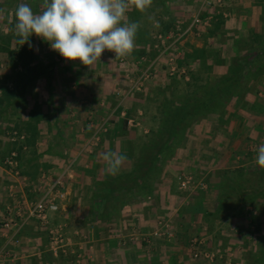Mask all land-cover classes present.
I'll return each mask as SVG.
<instances>
[{"label": "crops", "instance_id": "crops-1", "mask_svg": "<svg viewBox=\"0 0 264 264\" xmlns=\"http://www.w3.org/2000/svg\"><path fill=\"white\" fill-rule=\"evenodd\" d=\"M199 1L201 11L208 4ZM225 2L221 10L226 29L215 37L206 36V49L222 50V45L224 51L239 42L261 14L253 0ZM21 3L39 13L42 0H0L4 10L0 16V250L11 254L9 264H264V229L257 231L259 223L264 225L258 218L264 216H255L249 207L218 212V179L210 176L233 168L241 156L254 160L264 143V79L253 91H259L258 97L255 93L243 102L234 99L225 116L211 115L193 125L188 141L192 140L189 146L195 143V150H177L170 161H147L138 173L140 163L135 161L143 150H131L129 143L131 134H148L152 129L144 127L150 82L140 91L124 87L128 82L122 73L114 72L116 77L112 73L121 66L112 53L101 55L105 61L100 58L84 66L78 60H65L35 34L21 46L14 33V12ZM192 23L182 28L191 29L182 41L194 32L201 37ZM155 39L153 33L150 43ZM142 42L136 37L137 51L127 56L135 64L150 56L140 51ZM232 49L236 53L225 57L228 62L242 56L238 48ZM20 51L25 61L19 59ZM214 60L211 56L203 62L213 67L214 74L228 71L220 70ZM136 68L138 76L142 71L137 64ZM10 75L16 78L8 82ZM65 90L71 96L65 98ZM118 90L123 98L115 96ZM6 91L14 95L6 96ZM255 100L261 115L248 110ZM240 106L247 108L239 116L235 110ZM74 109L84 115L71 114ZM125 120L134 121L135 127L124 130ZM81 125L82 137L90 138L87 150H66L64 130L70 137L68 129L79 130ZM105 126L108 133H102L103 140L91 150V139ZM208 137L211 142L226 138L228 143L211 144L208 150L200 142H208ZM108 151L126 157L115 175L106 171L102 159ZM13 154L16 165L5 164ZM185 174L204 183V189L183 190L179 178ZM58 179L64 198L48 212L49 224L42 225L29 215L30 207ZM8 210L15 215L14 229L2 226ZM54 228L63 230L65 243L60 246L51 240L49 231Z\"/></svg>", "mask_w": 264, "mask_h": 264}, {"label": "trees", "instance_id": "trees-1", "mask_svg": "<svg viewBox=\"0 0 264 264\" xmlns=\"http://www.w3.org/2000/svg\"><path fill=\"white\" fill-rule=\"evenodd\" d=\"M210 8H206V11L202 13L201 18L203 20L211 15L210 13H213V10H209ZM263 8L264 6H262ZM215 11L213 13L214 20L210 22L208 28L204 24L194 25L193 28L200 31L204 27L206 28V36H217L216 32L223 30L222 27L226 24V19L221 12ZM259 21L260 29L257 25ZM163 22L166 23L156 28L155 33L167 35L170 31L176 30L175 21ZM257 23L251 29L247 28L246 33L250 39L248 43H252L250 51L254 50L255 52L232 58L227 73L223 75L214 74L213 68L207 64L211 70L208 71L205 79H199L198 76L202 75L201 72H189L190 80L185 83V87L189 88L190 92L171 93L170 90L175 87V84H171L173 81L160 86L162 91L160 90L161 92L155 98L156 100L161 99L157 113L153 118L155 125L150 131L149 141L143 147L144 152L147 153H145L146 158H142L138 162L140 163L138 173H142L141 168L147 161L154 164L161 160H172L181 145L188 141L189 131L194 124H198L211 115L221 116L225 114L226 107L234 99L243 102L244 97H247L251 91L252 82L264 77V12L259 15ZM159 43L156 39L154 43H150L151 55L155 53L153 49ZM242 51H244V48ZM21 52L23 53V51ZM194 53L196 55H194V59L200 57L203 60L209 59L207 51L204 49L195 50ZM21 54H19V59L25 61L22 58L24 54ZM184 58L186 59V55ZM183 64L186 63L181 62L180 66ZM254 93H256L255 97H258L259 91ZM5 95L10 96L14 93L6 91ZM219 174L217 185L218 212L236 213L250 206L259 209V206H261L259 200L263 199L264 201V169L256 164L252 168L239 166L222 169ZM210 176L215 175L210 174ZM254 181L258 183V186H252ZM262 210H264L263 203ZM261 214L264 216V213L261 212ZM263 226L259 223L257 231L262 232ZM262 243L264 244V240Z\"/></svg>", "mask_w": 264, "mask_h": 264}, {"label": "rangeland", "instance_id": "rangeland-1", "mask_svg": "<svg viewBox=\"0 0 264 264\" xmlns=\"http://www.w3.org/2000/svg\"><path fill=\"white\" fill-rule=\"evenodd\" d=\"M163 1H166V2L164 3ZM196 1H198L199 3H197ZM253 1H254V3L258 4L261 7V13L263 14L264 8L262 9V6H264V0H253ZM205 4H208V5H206V7L203 6L201 8V11H198V9L201 5L199 0H153L152 5L145 12L137 11L134 7L130 8V10L126 14V19L128 21L138 22L140 24V27H139L138 32H137V37L140 39H143L142 43H145V44H142V47L140 46L139 48H140L141 52L143 51V52H146L149 54L150 53V45H151L149 39L152 38L153 33L155 35V38H157L158 35H162L159 33H155V31H156V28H159V26H161V25L163 26L166 23L163 21L172 20V21H175V24L177 25V27L180 26V28H184L186 24H190L191 22H193V20L196 16H200V18H201L202 13H204L206 11V8H209V7H211L209 10H213V13H214V10H216L217 12L218 11L221 12L223 17L226 19V17L224 16L225 15L224 11L221 10V7L225 6V4H226L225 0H206ZM216 4H218V5H216ZM244 6H245L246 10H247V8H249V6H246L245 3H244ZM213 13H210L211 15L207 16L205 19V20H209V26H210V22H212L214 20ZM226 14H228V13H226ZM135 15H136V18H135ZM155 22L158 23V26H157V24L155 25ZM250 25L251 24H249V27H247L248 29L252 28L251 27L252 25L251 26ZM207 26H205V27L208 28ZM258 27L260 29V21L258 23ZM206 28L203 27V29L200 30L201 37L196 36L198 34L197 32H194V34L191 33V35H189L184 41H182V40H181L182 42L180 41L183 48L179 43L180 46L178 45L177 50L167 51L163 55H162V49H163L162 43H159L158 44L159 47H156V48L154 47V49H153V52H155V53L152 55H154V56H152L151 54H150L151 57L150 56L149 57L144 56L141 58V61H140L141 63L140 62L136 63L139 66L140 72L142 71L141 74H139L138 76L135 75V72H136V70H138V68H136V64L133 63L134 62L133 59H131V58L129 59V57H127V56L126 57H116L118 59V60L117 59L116 60L121 64V66H119L117 69H114V71L111 70V72L113 71L112 73H113L114 77L118 76V75L115 76L114 72H117V73L121 72L122 73L123 77L128 82V84H126V85L124 83L122 84V85H125L124 87H126V88H132L133 80L139 78L148 69L147 67H150V77L144 83V85H145L147 82H150V97H147V99L148 98L150 99V104L147 105V106H149V110H148L149 112L147 113V116H146L147 121L144 124L145 125L144 127L147 128V130H149L148 128L153 127L155 125L153 118L155 116L154 114L157 113V109H158L160 101H161V99L156 100L155 98L158 96V93L162 91L160 86H159L160 84H161V86H163L162 84H166V83L168 84V83L173 81L171 84H175V87L170 90L171 93H174V94L181 93L182 94V93L190 92L189 88L185 87V83L190 80V74H189L190 71H192L193 73L201 72L202 75L198 76L199 79H202V78L205 79L206 76L208 75V71H210L211 68L204 64L203 59H201V57L197 58L198 60L194 59L195 50H198V49L206 50L208 57L211 58V56L213 55L215 57V60H214L215 64L217 63L219 65L218 68H220V70H222L224 68L225 71L228 70L230 65H231V60L228 62L225 57L234 52L232 48H234V50L236 48H238L241 51L242 55H245V56L247 54H250L251 52L252 53L255 52L254 50L250 51L252 48L251 47L252 43H244L245 40L242 41V39H246V38H247V40L250 41L248 36H242V39L239 40V42H236V43L232 44L231 46L228 45L226 47V49H224V51H223L222 45L221 46L219 45V47H221L222 50L206 49L207 48L206 45H203V42L206 41V38H207L206 34H205ZM222 28H223V30H219L218 32H216L217 35L218 34L220 35V34H222V32L225 31L226 24ZM246 33H247V31H246ZM167 35H163V36H167ZM238 35H240V34H238ZM203 36H204V38H202ZM208 38H210V37H208ZM172 41H173V39H171V38L169 39V37H168V39L165 41L166 45L170 44ZM243 44H245V45H243ZM143 47H146V48L142 49ZM243 48H244V51H242ZM134 49H136V46ZM134 51H137V49ZM104 53H107L108 55H111V53H112L111 56H113V58H115V54L113 52L105 50ZM234 53H236V51ZM185 55H186V59L184 58ZM172 58H174V59L171 60ZM101 60L105 61V59L102 57H101ZM147 62H149V63L147 65L143 66V64L147 63ZM181 62H185L186 64H183L182 66H180ZM172 63H174V64H172ZM197 63H198V66L196 65ZM174 65L176 66L178 72L175 74H172L171 68ZM155 70L158 71V74L155 73ZM225 73H227V72H225ZM225 73H222L220 75H223ZM75 77L78 78V76H75ZM13 78L15 79L16 77L14 75H10V77H6V80L9 82L10 79H13ZM188 78H189V80H188ZM263 79H264V77H260L257 81L252 82L251 91H250L249 95L255 94V93H253V91H255V89L259 87V83L262 82ZM96 81H98V79H96ZM156 82H157V84H156ZM115 90H116V88H115ZM120 91L121 90L116 91L115 96H117L119 98H123V92L120 94ZM68 96H71V95H70L69 91H66L64 94V97L66 98ZM74 98L75 97L73 96V99ZM246 99H248V96L244 97V100H246ZM258 101L259 100L253 101V109L250 106H248V110H250L252 113L254 112L253 113L254 115H261L260 113L257 112V111H259L260 108L255 105L256 102H258ZM240 108H241V110H235L236 115L240 116L241 115L240 111H242V110L244 111L247 107L244 108L243 106H240ZM261 108L264 109V106H262ZM59 110L62 111L61 109H59ZM225 111L226 112L228 111V107H226ZM17 113H18V111H17ZM60 114L62 115V112H60ZM71 114L84 115V113H82V111H77L75 109L72 110ZM223 116H225V115L223 114ZM125 121L127 122V120H125ZM127 123L123 124L124 130H128L127 127H131V128L135 127V126H131L129 124V122H127ZM82 127L83 126L81 125L79 130L76 129L75 126L73 127V129H68L70 137H68V134L64 130V136L65 137L63 139L65 142V146L67 147L66 150H77L76 148H78V150H87L86 145H88L87 142L90 138L84 139L82 137L83 136V132L81 129ZM108 130H109V127L105 126V128L104 127L102 128V131L100 132V134L98 133V134L93 136V138H95V136H97V137L94 141V144L90 147L91 150H92V148H94V146L98 145V142L101 141V138L103 140V136L101 134L102 133H104V134L108 133ZM84 134H86V133H84ZM99 135H101L102 137H99ZM131 135L132 136H130V137H132V139L130 140L131 142L129 143L130 144L129 148H131V150H137V151L143 150V147L145 146V144H147V142L150 139V131L148 134H145L144 131H140L139 134L133 133ZM17 137H18V134H17ZM98 137H99V140H97ZM72 138L74 139L73 142H72ZM225 139H221V141L212 140V142H211V139H209V137H208L206 139V140H208V142H206V143L205 142L203 143L200 140L199 141L203 145L206 146L204 148L211 150L212 149L211 144L224 143L225 145H227L228 142ZM191 141H185V143H183L181 145L179 150L180 149L186 150L190 147L191 148L193 147L192 150H195V143L193 144V146L192 145L189 146ZM110 144H112V143H109V146H110ZM196 145H198V144H196ZM66 147H64V148H66ZM198 147H202V146H198ZM244 149H246V148H244ZM213 150H215V149H213ZM145 153H147V152H144V150H143L142 154L137 153L138 156L136 157L135 162L138 163L142 158H146ZM255 164L256 163L254 162V160L252 158L249 159L248 156H241L239 159H236V162L233 164V166L234 167L240 166V167L252 168L255 166ZM214 174H215V177L218 179V182H219V175H220L219 172H214ZM190 176L193 177V180L196 184L197 182L195 181L196 180L195 177L193 175H190ZM252 186H254V187L258 186V183L256 181H254L252 183ZM259 203L261 204V206H259L260 210L254 208V207H251V206L248 209L249 211H252L253 214L256 213L255 216L261 215V212L264 213V210H262V203L264 204L263 199H260ZM245 210H247V208ZM258 219L261 220L262 222H264V218H262L261 216ZM50 236H51V234H50Z\"/></svg>", "mask_w": 264, "mask_h": 264}, {"label": "clouds", "instance_id": "clouds-1", "mask_svg": "<svg viewBox=\"0 0 264 264\" xmlns=\"http://www.w3.org/2000/svg\"><path fill=\"white\" fill-rule=\"evenodd\" d=\"M153 0H42L41 11L21 3L14 17V33L22 46L35 34L65 60L94 64L105 50L126 57L135 48L138 22L126 19L130 8L145 12ZM4 10L0 9V16ZM158 26V23H157ZM106 171L115 175L126 157L108 151L102 154ZM254 162L264 169V143L256 149Z\"/></svg>", "mask_w": 264, "mask_h": 264}, {"label": "built area", "instance_id": "built-area-1", "mask_svg": "<svg viewBox=\"0 0 264 264\" xmlns=\"http://www.w3.org/2000/svg\"><path fill=\"white\" fill-rule=\"evenodd\" d=\"M199 24H204L205 26L209 25V20H203L200 18V16H196L193 20L192 23V27L194 25H199ZM189 30H184L182 28H180V26H178L176 28L175 31H171L167 36H163V35H158L157 39L160 43H162V55L164 53H166L167 51H175L178 49V45L180 43V41L188 34ZM171 38L173 39V41L166 45V40ZM158 46V44H157ZM159 47V46H158ZM174 58H172L171 60H173ZM174 64V63H172ZM172 74H175L178 72L176 66H172L171 68ZM150 77V69L146 70L139 78L133 80L132 82V88L131 91H140L143 89L144 87V83L147 79H149ZM129 124L131 126H134L135 122L134 121H129ZM97 136H95V138H93L90 142V144H94V141L96 139ZM99 140V137L98 139ZM16 155L13 154L12 156H10L5 164L10 165V166H15L16 165ZM180 184H181V188L183 190H191L194 187H205L204 183H196L193 180V177L190 175H182L179 178ZM63 185L62 179H58L56 180L53 185L44 193V195L36 202V203H32L33 205H31L30 207V211H29V215L35 219H37L42 225H48L49 224V217H48V212L50 210L56 209L57 204L56 201L58 199H63L64 198V193L62 192V190L60 189V187ZM204 189V188H203ZM15 215L14 212L12 210H8L7 214H6V218L5 221H3V228L5 229H14L17 227L16 221H15ZM62 229L61 228H57V229H51L50 234H51V240L54 243V245L56 246H60L62 244H64V237L62 234ZM158 235V234H156ZM198 254H195V257H198ZM11 254L9 253V251H7V249H2L0 250V264H9V262L11 261Z\"/></svg>", "mask_w": 264, "mask_h": 264}]
</instances>
